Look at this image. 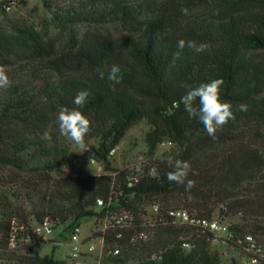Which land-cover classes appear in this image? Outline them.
Here are the masks:
<instances>
[{
	"label": "trees",
	"instance_id": "16d2710c",
	"mask_svg": "<svg viewBox=\"0 0 264 264\" xmlns=\"http://www.w3.org/2000/svg\"><path fill=\"white\" fill-rule=\"evenodd\" d=\"M63 3L42 0L50 15L43 25L0 27V66L34 62L50 71L33 94L14 81L0 89V264H68L39 254L46 242L34 237L37 224L48 218L53 229L71 232L83 218H95L98 229L123 212L133 213L136 222L121 237L108 229L86 238H104L100 264H223L222 247L232 255L229 264H249L236 240L247 233L264 238V0ZM10 12L0 10L3 22ZM105 15L120 27L118 34L94 27L81 34L75 27ZM181 39L207 48L185 47L172 66ZM113 64L122 76L114 90L107 80ZM213 79L224 81L221 99L231 102L235 114L215 140L180 103L187 91L183 85ZM81 90L89 92L79 109L91 121L85 141L95 143L86 152L103 173L56 178L57 170L77 159L56 118L60 107H76L73 99ZM240 104L248 110L239 111ZM142 121L149 126L144 159L118 168L110 152ZM170 159L190 162L191 199L183 185L167 180ZM157 203L161 213L185 208L217 216L235 237L212 244L199 234L196 247L187 251L179 237L194 230L166 225L144 241L139 237L143 220L153 217ZM158 249L164 251L162 259L151 261L149 254Z\"/></svg>",
	"mask_w": 264,
	"mask_h": 264
},
{
	"label": "rangeland",
	"instance_id": "374dc122",
	"mask_svg": "<svg viewBox=\"0 0 264 264\" xmlns=\"http://www.w3.org/2000/svg\"><path fill=\"white\" fill-rule=\"evenodd\" d=\"M24 1V4H20ZM65 4L76 5L78 0H62ZM80 1V0H79ZM83 1V0H82ZM12 5V10L9 14V19L3 22L0 17V27L7 28L15 24L25 23L40 26L49 18V13L43 7L42 0H8ZM62 4V5H63ZM108 11L107 9L105 10ZM253 12L258 14L260 10L253 9ZM79 33L85 32L92 27L101 30L104 33L118 34L120 27L112 21L108 15L102 18H96L94 22H79L75 25ZM10 81H14L20 85L24 93L33 94L38 91L42 85V79L50 71L46 70L44 63L36 64L34 62L18 63L5 68ZM0 93H3L0 91ZM149 129L145 121L140 122L134 126L129 133L122 139L118 149L113 156L114 164L118 168H122L127 164H131L136 160H143L147 151L144 143V136ZM89 147L95 143L88 142ZM166 146H163L158 151V155L162 154ZM71 152L77 156L72 167H63L54 173L56 178L71 177L77 175H98L101 173L99 166L91 164L87 152L79 153L78 148L73 145ZM95 218H83L80 222V238L85 240L91 236V231L95 229ZM46 243L39 248V254L43 257L53 256L54 259L60 261H67L70 253V232H63L62 228L53 229L51 232L45 234ZM50 241L60 242L59 245H54ZM93 243L97 249L92 253L90 260H95L100 253V240H94ZM83 250H87V245L84 244ZM222 251L223 264H229L231 254L226 251L225 247L220 249ZM243 264H248L243 262Z\"/></svg>",
	"mask_w": 264,
	"mask_h": 264
},
{
	"label": "built area",
	"instance_id": "2783aa9c",
	"mask_svg": "<svg viewBox=\"0 0 264 264\" xmlns=\"http://www.w3.org/2000/svg\"><path fill=\"white\" fill-rule=\"evenodd\" d=\"M0 10L11 11L12 5L8 0H0ZM116 150L110 152L111 156L115 155ZM91 164L99 166L101 175L103 168L99 163L91 161ZM99 205H102V201H98ZM153 217H147L143 220V229L139 234L144 241H150L155 237L157 228L160 226L171 225L175 227H188L194 231L183 234L179 237L181 247L184 250L191 251L196 247V240L199 234L203 235L207 241L212 244H217L221 239H231L235 236L230 232L229 224L226 221L219 219L217 216L212 218H206L201 216L195 210H189L185 208H169L161 213L160 205L157 203L152 208ZM136 219L133 213L123 212L121 215L115 217L112 223L104 224L98 229L91 231V236L96 232L105 233L108 229L118 230L117 236L121 237L124 232L129 231L135 225ZM53 230V223L50 219L46 218L41 223L37 224L33 228V235L35 238L42 239L46 242L45 234ZM17 235V229H14L11 234V247L15 246V238ZM90 236V237H91ZM29 238V237H28ZM100 240V253L93 261L90 260L92 253L97 249V246L93 243L94 240ZM134 239V238H133ZM51 242V241H50ZM54 245L61 244L60 242L52 241ZM70 245V253L68 257V264H100L101 256L104 246V238H94L90 241H83L80 238V226L75 227L70 232V239L68 241ZM87 245V250H83V245ZM236 244L239 247V251L248 255L249 264H264V238H260L253 234L240 235L236 240ZM119 249L114 250V255L119 254ZM164 251L161 249L152 250L149 254L151 261H160L162 259Z\"/></svg>",
	"mask_w": 264,
	"mask_h": 264
},
{
	"label": "clouds",
	"instance_id": "9594fccd",
	"mask_svg": "<svg viewBox=\"0 0 264 264\" xmlns=\"http://www.w3.org/2000/svg\"><path fill=\"white\" fill-rule=\"evenodd\" d=\"M185 15L188 14V9L181 10ZM187 47L196 52H203L207 45L204 43H197L193 40L185 41L179 40L177 43V51L173 53L172 66L175 65L176 60L180 59L184 48ZM120 67L113 64L107 73V80L110 82V87L113 88L122 82L120 75ZM100 79L105 78V72L98 69ZM224 84L222 79H213L206 83H201L198 86L183 85L187 91L181 97L180 103L183 104L185 111L188 113L190 119H198L203 125L204 130L208 136L215 140L216 132L223 125L230 120L235 119V114L232 110L231 102L221 99V89ZM11 86V81L3 66H0V89H7ZM89 96L86 90L79 91L73 99V104L76 107L69 109L66 106L59 108L56 124L58 125L59 133L69 142L73 143L82 154L90 148L85 141L91 127L89 118L79 109L83 108ZM42 102H47L46 97L41 98ZM178 106V105H177ZM238 110L246 112L248 105L240 104ZM44 137L51 139L50 132L45 131ZM169 166L173 169L167 173V180L177 185H183L185 192L188 193V199H191V189L195 186V181L189 179L191 172V164L189 161L181 159H170Z\"/></svg>",
	"mask_w": 264,
	"mask_h": 264
}]
</instances>
